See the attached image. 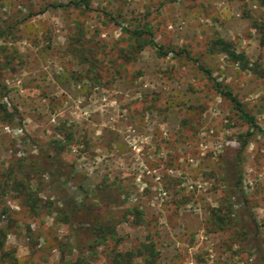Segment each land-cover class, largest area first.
Segmentation results:
<instances>
[{
  "label": "rangeland",
  "instance_id": "374dc122",
  "mask_svg": "<svg viewBox=\"0 0 264 264\" xmlns=\"http://www.w3.org/2000/svg\"><path fill=\"white\" fill-rule=\"evenodd\" d=\"M263 24L264 0H0V264H120L147 243L158 264H260L264 138L214 84L264 129V76L209 46L264 74ZM142 29L167 56H129ZM87 202L106 233L67 216Z\"/></svg>",
  "mask_w": 264,
  "mask_h": 264
},
{
  "label": "trees",
  "instance_id": "16d2710c",
  "mask_svg": "<svg viewBox=\"0 0 264 264\" xmlns=\"http://www.w3.org/2000/svg\"><path fill=\"white\" fill-rule=\"evenodd\" d=\"M62 6L63 5H55L54 7L59 8ZM259 26H260L259 30H264V24ZM3 34L4 32H0V36ZM132 34L135 36L136 46H133L132 51L129 54L130 57L133 54V52L136 50V47H138L139 50L142 51L147 46H151L155 48L158 54L162 57L168 55L167 52H164L163 48L154 41L153 34H151V32H149L148 30H144V29L136 30L133 31ZM262 43L264 44V40ZM209 53L223 54L231 62L238 65L241 70L243 71L251 70L258 77L264 76L263 72H261V70H258V67L250 68L251 66H253V64L250 62V59L246 56V54L238 52L232 42H229L221 37H217L212 40L209 46ZM198 68L211 80H213L210 69L204 63L198 61ZM214 87L221 96L226 98L233 105L235 111L241 114V117L249 125L250 129L259 133L264 138V129L259 125L257 118L254 115L250 114L247 110H245L243 103L231 91L224 89L220 83L215 82ZM12 116L13 114L8 112L7 107L1 103V99H0V121L1 122L9 121L12 118ZM250 136L251 134H248V137ZM247 145H248V141L246 140L245 142H243L241 146L242 147L241 150H245ZM55 159L59 163V157L57 156L55 157ZM54 164L56 165L55 162ZM60 168L62 169V167ZM62 171L65 177L74 179V175H75L74 172H69V171L64 172L63 169ZM104 210L105 211L101 209H96L95 205L91 206L87 202L76 208L75 211L71 213L69 212L67 216L71 217L75 223L78 224L88 223L95 232L101 231V233H104L108 229L106 226L108 225V222L105 219V213H107V209L104 208ZM130 211L133 213L139 212V210L135 208L130 209ZM0 233H2L3 235L0 238V251H3L5 246L6 234L5 231H0ZM101 233L97 237L98 243H102L103 241H106L108 237ZM109 234L113 238L116 237V232L113 228L110 230ZM252 250H254V246H252ZM134 257H141L143 264H158L159 253L157 252L155 245L147 243V244H142L136 251L119 255L116 258V261L117 263L120 264H131ZM260 264H264V257H262V262Z\"/></svg>",
  "mask_w": 264,
  "mask_h": 264
},
{
  "label": "built area",
  "instance_id": "2783aa9c",
  "mask_svg": "<svg viewBox=\"0 0 264 264\" xmlns=\"http://www.w3.org/2000/svg\"><path fill=\"white\" fill-rule=\"evenodd\" d=\"M167 194H166V192H161V196H166Z\"/></svg>",
  "mask_w": 264,
  "mask_h": 264
}]
</instances>
